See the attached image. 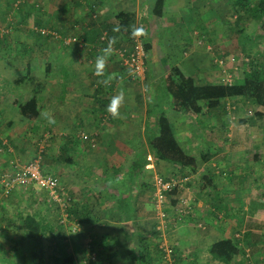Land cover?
Wrapping results in <instances>:
<instances>
[{"label": "crops", "instance_id": "0c3cea01", "mask_svg": "<svg viewBox=\"0 0 264 264\" xmlns=\"http://www.w3.org/2000/svg\"><path fill=\"white\" fill-rule=\"evenodd\" d=\"M152 2L153 0H91L90 4H85L89 13H86L88 19L81 34L93 40L90 46L96 44L103 32L107 42L111 36L118 37L115 49L132 47L123 31H112L118 25L116 16L120 12L131 13L134 25H143L148 30L147 37H140L144 45L148 44V50H144L145 74L138 81L127 80L128 72L115 53L109 59L106 69V74L117 77L110 87L105 88L99 84L98 80L102 78L94 73V81L88 84L90 88L84 90L85 94H78L77 89H70L67 93L64 89L67 83L56 80L55 87H61L57 94L34 92L39 114L33 120H25L19 110V105L27 102L32 97L31 94L26 99L20 94H0V176L31 161L41 151L44 163L42 172L57 178L61 192L66 196L68 192L70 196L67 197L72 202L71 211L79 216L89 213L88 218L82 217V222L74 217L67 221L84 229H94L96 226L104 230L110 226L111 230L120 233L118 238L121 236L123 239L126 253L121 257H116L120 253L118 251L113 254L102 253L98 259L100 264L112 263L116 258L114 263L128 264L127 248L135 247L143 239L142 232H149L148 237L143 240L150 245V251L155 249L153 238L159 232L155 231L156 224L147 222L146 219L151 215L148 202L153 199L152 182L157 176L186 179L184 187L168 194L166 199L169 210H174L178 208L180 199L187 198L189 215L180 221L185 224V220H200L206 226L203 233L186 226L189 223L183 224L178 230L170 228L173 242L178 243L179 239L190 240L191 248L195 249L190 258L193 259L192 264H196L201 246L205 248L202 258L205 259V264H209L208 247L221 239L234 237L239 240L241 248L243 247L234 264H264V235L258 238L252 234L260 227L255 223L264 220V127L256 126L255 119L262 111L256 112L253 118L245 116L242 105L239 104L241 101L246 104L242 94L226 96L221 104L222 98L216 89L225 70L234 79L235 86H241V80L245 85V76L249 71L264 68L258 66L259 51L255 47H247V52H237L235 34L228 32L225 35L221 27L208 34H203L198 26L193 27V36L197 43L194 47H189L183 37L175 36V28L182 25L185 17L183 13L188 4L191 6L196 1L165 0L161 17L150 13ZM76 3L81 5L79 1ZM218 3L216 6L220 7L221 2ZM230 12L224 11L227 15ZM90 13L95 14L93 19L98 18V25L94 21L89 22ZM98 35L100 36L97 37ZM175 37L178 38L176 42ZM107 42L97 45L90 52L92 62H89L93 72L95 59L107 46ZM238 54L243 56L239 58ZM194 58H200V62L193 64ZM199 68L204 71L197 80L193 74ZM172 69H178L186 77H190L197 93L198 90L207 88V94L196 95L202 110L200 114L191 115L175 108L166 93L157 96L158 88L164 87L165 78ZM238 71H242L240 81ZM17 82L22 84L21 81L13 84ZM70 83V88L84 87L80 81ZM254 87L246 85L248 95L243 90V95L247 96L246 102L255 99L252 90ZM121 88L125 93V102L120 109L124 118L112 119L106 107ZM209 101L216 106L209 108ZM150 102L159 104L156 112L166 116L180 148L195 159L194 170L153 159L146 141L150 126L147 122L152 121L148 117ZM254 104L258 102L254 101ZM43 112L50 114L56 124L49 126L47 120L41 116ZM198 117L200 120L206 118L208 123L196 122ZM258 118L261 119V124L264 123V119ZM250 122L253 124L250 125ZM74 130L78 131L73 137L71 134ZM84 133L91 140L92 137L96 138L94 144L97 141V148L92 153L94 158L87 160L86 166L80 160L90 152L89 145L85 146L80 137ZM14 135L19 136L18 141L15 139L17 144H13ZM34 141L37 142L36 145L31 144ZM139 150H144L147 154L142 160L143 163L136 162V153ZM62 153L71 160L70 164L60 159ZM137 163L142 168L137 175L131 176V167ZM34 187L27 191H12L7 196L3 195L0 188V253L6 255L9 264H13L10 251L30 244L31 238L28 230L24 228L25 218L35 217L38 221L42 219V224L50 227L54 236L56 234L57 228L51 218L57 206L50 205L47 192H37ZM95 195L100 199L97 200ZM251 205L252 214L248 213ZM149 206L152 205L149 203ZM237 208L246 212L240 222L233 215ZM103 213L107 218L101 216ZM41 239L46 242L52 238L48 234L41 237L36 235L34 244H39ZM182 261L186 262L183 259L178 260L180 263Z\"/></svg>", "mask_w": 264, "mask_h": 264}, {"label": "rangeland", "instance_id": "374dc122", "mask_svg": "<svg viewBox=\"0 0 264 264\" xmlns=\"http://www.w3.org/2000/svg\"><path fill=\"white\" fill-rule=\"evenodd\" d=\"M77 1H79L81 5H77ZM195 1L196 3H193L191 6L188 4V7L184 10V20L182 25L175 28L177 33L175 36L180 35V37L186 40L185 43L187 46L194 47L197 42L196 37L193 36V27L197 28L198 26L200 31L204 32L203 34L211 33L212 30L214 31L221 27V29L225 31H222L225 35H228V32H233V34H235L234 37L236 39L234 42L237 52L244 53L247 52V47H249V49L255 47L260 54L258 66H264V14H262L261 17H255L258 11L264 12V8L260 7V2L262 0H247V5H244L243 0H214V2H212V0H194V2ZM219 1L221 2L220 7L216 6ZM87 2L90 4L91 0H0V38H4L3 43L0 44V94H8L9 96H17L20 94L23 99L28 98L29 94L33 95L35 91L37 93L54 95L61 90V87H55L54 81L56 80H62L67 83L68 88L67 86L64 88L67 93L70 92V89H77L78 94H85L84 90L90 88L88 84L94 81L93 68L89 62H92L90 52H92L93 48H96L97 45L106 44L107 42L106 35L102 32L96 44L90 46L93 40L81 34V30L85 27L88 19L86 13H89V11L85 6ZM241 4L245 7L241 8ZM218 10L221 11L217 12ZM224 11L231 12L227 15ZM96 12L98 16V11ZM93 15L95 14H89L91 18L89 22L94 21V24H96L98 18L93 19ZM8 21H12V23L11 26L7 27ZM35 22H37V26L34 25ZM34 28L40 29L42 38L35 36ZM103 37L104 40L101 41ZM68 40H70V42H68ZM176 40L178 41L177 37H175L174 42H176ZM131 45V48L123 46L118 49L128 50L133 49L135 45H140L144 51V43L141 38H137L136 41L132 38ZM199 50H201V48H199ZM238 55L239 58L243 56L241 54ZM77 59H80V61ZM199 62L200 58H194L192 60L193 64ZM46 66L50 67V71H47ZM26 67L31 69L30 75H27L25 71ZM203 71V68H199L198 71L194 72L193 76L195 79H200V73ZM241 72L242 71L237 72L239 81L241 80ZM226 76L227 75L223 74L222 79ZM128 79L129 78H127V80ZM17 80H20L22 84L18 82L13 84V82ZM71 81H80L84 87L71 86L70 88ZM221 81H218V85L223 88L227 87V85L221 83ZM234 82V79H232L228 87L234 86ZM240 82H242L241 86H244L243 81L241 80ZM43 83L47 84L49 87L47 88ZM257 86L260 88V85ZM244 89L247 92L245 95H248L246 85ZM157 91V96L165 94L162 86L159 87ZM254 96L261 97V94L259 96V91L256 90V95ZM224 99L223 97L220 100L221 104L224 103ZM242 99L246 104H243V101L239 102V104L242 105V109L246 114L245 116L253 118L256 112L262 111L261 103L257 101L258 104H254V100L256 99H251L252 102H246L247 96L244 95H242ZM158 107L159 104L150 102V110L152 113L156 112ZM200 119V117H198V119L196 118V122L201 124L202 121L203 124L208 123L206 118ZM255 119L257 121L256 126L264 127V123L261 124V119L258 117H255ZM249 124L252 125L253 123L250 122ZM19 125L24 126L25 124ZM77 131L78 130H74L71 135L74 137ZM86 134L84 133L80 136L85 146L89 145L90 147V152H88L87 156L84 159H80L85 166L87 165V160L94 158L92 153L97 148L95 147L97 141L94 144L96 138L92 137L91 140ZM82 136H86L87 139H83ZM13 137V144H17L15 139L18 141L17 137L19 136L14 135ZM31 144L36 145L37 142L34 141ZM257 168H255L256 171ZM11 172L12 170L6 173L10 174ZM158 177L160 176H157V178ZM185 184L186 179H182L181 188H183ZM99 186L102 185L100 184ZM34 188L37 192L43 191L37 187ZM27 189L29 188H15L13 191H27ZM154 192L155 189L153 187V199L148 202V210H150L151 215L150 218H146L147 222L156 224L155 231L159 232V236L157 235V237L155 236L153 238L154 243L158 246V251L154 249L151 250L152 255H159L160 257V254L157 253L162 251L166 264H192L193 259L190 258L195 249L191 248L190 240L179 239L178 243L173 242L171 238L173 232L170 228L178 230L180 227L189 223L190 225L186 226L192 228V230H196V232L203 233L205 232V224L200 220L192 222H186L185 220V224L180 221L184 219L185 216L187 217V215H189V200L187 198L180 199L178 208L176 207L174 210H169L170 208H168L166 196L163 204L159 205L154 197ZM66 194L68 197L70 196L68 192H66ZM48 200L50 205L57 206V211L54 209V216L51 218L55 224V228H57L54 239L60 243V246L64 248L67 255L72 254V258H74L73 264H85L87 260L91 262L90 264H100L95 252H99L102 248H110L113 251L120 252L116 257H121L122 254L126 253L123 239L121 236L118 238V234L120 235L118 231L111 230L110 226L103 230L101 227L97 228L96 226L94 229H84L76 224L71 225L69 221H67L68 218H66L65 215L64 205L54 203L49 197ZM149 203L152 206H149ZM245 213L246 212L242 209H238L233 212V215H235V219L240 222ZM248 213H253L252 205ZM101 216L107 218L105 213ZM13 219L15 221L14 216ZM255 224L260 227L256 229V232H252V234L259 238L261 235H264V220H260ZM148 235L149 232H142L141 234L143 239L144 237L147 238ZM29 241V246L26 247L22 245L9 252L13 264H52V255L63 256L56 252L57 249L51 246V242L48 240L44 242L41 239L39 244L38 242L34 244L33 239H29ZM93 241H96V244L92 245L90 248V244ZM32 246H34V248H31ZM201 247L199 249L200 255L197 256L198 260L195 261L196 264H205L206 262L205 259L202 258V252L205 251V248ZM31 251L35 254V259L31 258ZM179 259L186 260V262L182 261L180 263L178 262ZM115 260H117V258L114 259V261ZM121 260L123 261V258H121ZM0 261L4 262H0V264H9L8 258L3 253H0ZM112 261L113 260H111V262ZM114 261L112 263L108 262L101 264H123L114 263Z\"/></svg>", "mask_w": 264, "mask_h": 264}, {"label": "trees", "instance_id": "16d2710c", "mask_svg": "<svg viewBox=\"0 0 264 264\" xmlns=\"http://www.w3.org/2000/svg\"><path fill=\"white\" fill-rule=\"evenodd\" d=\"M164 1L165 0H153L150 6V13L155 17H161L163 13V7H164ZM244 5L246 4L247 0H243ZM244 5H240L241 8L245 7ZM247 5V4H246ZM260 7L264 8V0L260 2ZM264 14V12H257V15H255L256 18L261 17V15ZM116 20L118 22V25L123 27H128L129 31L124 33V36L127 38V40L132 43V37L130 35L131 26L134 25L133 21V15L131 13L126 12H120L116 16ZM12 21L7 22V27L11 26ZM35 26H37V22L34 23ZM34 26V27H35ZM35 29V28H34ZM35 36L38 38H42V35L40 33V29H35ZM51 36V35H50ZM52 38V37H51ZM4 38H0V44L3 43ZM134 48V47H133ZM23 50V49H22ZM144 50H148V44L144 45ZM24 51V50H23ZM264 67V66H262ZM252 68V67H251ZM27 75H30L31 69L26 68L25 69ZM47 71H50V67L47 66ZM129 80L131 82L137 81L138 79L132 80L129 77ZM20 81V80H17ZM253 85L255 86L253 90V95H256V90L259 91V96L261 94V97L255 96L254 100L255 102L261 103L262 106V112L257 114L258 117L264 119V68L261 70H251L247 73L245 76V85ZM244 86H230V87H222L218 86L216 89L219 91L221 95V98L226 96H234V95H243L244 91H246ZM260 85V88L257 86ZM164 90L167 95L170 96L172 105L179 109L183 110L187 113H190L191 115H198L202 112L200 106L198 105V102L196 100V95L198 93L207 94V90L202 89L201 91L198 90L194 86V82L190 77H186L182 72H180L178 69H172L168 75L165 78L164 83ZM224 90V92H223ZM248 90V89H247ZM98 92V89L96 90ZM34 95V96H33ZM32 97L25 102L22 105H19V110L21 116L25 118V120H33L38 117V108H37V98L35 97L36 93H33ZM257 97V98H256ZM207 106L209 108H213L216 106L214 102H207ZM150 104V103H149ZM214 105V106H213ZM148 117L152 118V121L148 123L149 131L147 130V144L149 146V151L153 157V159L157 161H163V162H169L173 164H177L178 166L194 170L196 166L195 159L185 154L183 150L178 145L177 141L175 140L173 131L170 127V124L166 118V116L161 112H154L152 113L149 107V115ZM149 121V120H148ZM137 159L136 162L143 163L142 160L146 158L147 154L144 152V150H139L137 153ZM60 159L64 161L66 164H70L71 160L66 158V154L62 153L60 155ZM136 164L135 166L131 167V176L137 175L138 172L141 170L142 165ZM43 161H42V170H43ZM43 173V172H42ZM46 175V173L44 172ZM168 180L167 178H165ZM176 189L171 191L170 193H166V196L171 195L172 193H175ZM94 197H97V200H99V196L95 195ZM71 204V207H70ZM68 206V207H67ZM67 208L64 210L67 215L66 217L70 220L72 217L79 219V222H82L83 219H86L89 217V213L82 214L81 216L77 215L76 212H72V202L69 200L67 204ZM83 217V219H82ZM85 221V220H84ZM43 220L40 219L39 221L35 217H28L24 219V228L28 230L29 236L31 239L36 238L37 236L48 234L52 239L50 240L51 246H53L57 253L62 254L61 255H52L51 262L52 264H73V258L72 254L67 255L65 253L64 248L60 246V243L55 241L54 237V231L48 227L47 225H43ZM64 223V222H63ZM239 240L237 238H224L217 242L212 243L208 249L207 253L210 258L209 264H234L236 258L240 254V251L243 250V247L241 248L240 243H238ZM96 244V241H93L90 244V248L92 245ZM157 245V244H156ZM154 246V250L158 251V246ZM31 248H34L32 246ZM153 250V249H152ZM91 251V250H90ZM108 252L110 254L115 253L112 249L106 248V250L101 249L99 252H95V255L97 259H99V256H101L102 253ZM31 258L35 259V254L31 251ZM127 254L129 256V262L128 264H166L164 262V253L161 251L160 257L152 255L150 251V245L147 244L146 241L143 239H140L137 242V245L135 247L127 248ZM40 260V259H39ZM90 264L91 262L89 260L86 261L85 264Z\"/></svg>", "mask_w": 264, "mask_h": 264}, {"label": "built area", "instance_id": "2783aa9c", "mask_svg": "<svg viewBox=\"0 0 264 264\" xmlns=\"http://www.w3.org/2000/svg\"><path fill=\"white\" fill-rule=\"evenodd\" d=\"M104 37L101 38V41ZM70 42V40H68ZM116 56L121 60L123 67L126 71L131 73L129 77L132 80L139 79L145 74L144 66V51L140 45H135L133 49H118L116 50ZM227 75L222 79L221 83L230 85L232 76ZM83 139H87L86 136H82ZM42 152L40 151L31 161L15 167L10 174L5 173L0 176V188L4 196L9 195L15 188H30L37 187L40 190L47 192L48 197L57 204L64 205L66 208L69 198L61 192L59 180L50 175H44L42 173ZM182 179H164L158 177L153 182L155 189L154 197L159 205H162L166 193H170L173 190L181 188Z\"/></svg>", "mask_w": 264, "mask_h": 264}, {"label": "clouds", "instance_id": "9594fccd", "mask_svg": "<svg viewBox=\"0 0 264 264\" xmlns=\"http://www.w3.org/2000/svg\"><path fill=\"white\" fill-rule=\"evenodd\" d=\"M114 33H120L122 31V26L117 25L112 29ZM123 31H129L128 27H123ZM130 35L133 39L140 37H147L148 30L143 26H131ZM118 41L117 36H111L108 38L107 46L101 50V54L98 55L95 59L94 75L101 77L102 79L98 80V83L103 85L105 88L110 87L113 80L117 79L114 74H106V69L108 66L109 59L115 54V45ZM131 75V73H129ZM120 79H123L122 77ZM125 102V93L121 88L116 95L112 96L109 104L106 107L107 113L111 116L112 119H122L124 118L120 109ZM41 116L47 120L49 126L55 125L56 120L47 112L41 113Z\"/></svg>", "mask_w": 264, "mask_h": 264}]
</instances>
